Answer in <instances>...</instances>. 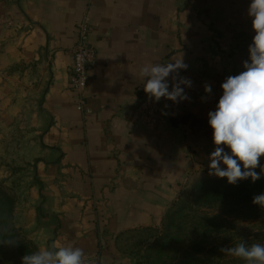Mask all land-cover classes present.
<instances>
[{"label":"crops","instance_id":"crops-1","mask_svg":"<svg viewBox=\"0 0 264 264\" xmlns=\"http://www.w3.org/2000/svg\"><path fill=\"white\" fill-rule=\"evenodd\" d=\"M249 3L0 1V180L15 190V221L38 250L73 246L85 264H131L119 235L159 225L183 185L208 168V113L225 78L244 71L241 41L255 34ZM85 16L97 65L79 111L70 76ZM12 18L16 27L5 26ZM182 56L190 100L161 98L167 124L155 131L131 123L141 66Z\"/></svg>","mask_w":264,"mask_h":264},{"label":"clouds","instance_id":"clouds-1","mask_svg":"<svg viewBox=\"0 0 264 264\" xmlns=\"http://www.w3.org/2000/svg\"><path fill=\"white\" fill-rule=\"evenodd\" d=\"M247 15L255 34L248 46L249 57L242 62L244 71L225 78L216 108L208 113L215 145L209 156V175L226 178L231 185L249 178L255 183L264 175V165L260 163V158L264 157V0H250ZM187 68L183 56L166 64L142 65L139 71L149 100L159 102L166 98L177 103L190 100L185 88H191L193 82L179 75ZM169 77L174 80L171 90ZM204 92L212 93L209 83L204 84ZM252 203L264 209V192L254 195ZM6 243L15 246L11 241ZM53 247L55 251L42 248L23 255L21 264H85L82 248L59 244ZM219 250L243 259L246 264H264V244L249 246L241 241Z\"/></svg>","mask_w":264,"mask_h":264},{"label":"rangeland","instance_id":"rangeland-1","mask_svg":"<svg viewBox=\"0 0 264 264\" xmlns=\"http://www.w3.org/2000/svg\"><path fill=\"white\" fill-rule=\"evenodd\" d=\"M251 38L241 41V50L248 59ZM260 163L264 165V157ZM256 171L259 173L260 168ZM264 178V175H262ZM205 179H224L209 175L205 168L187 181L180 195L170 206L159 225L127 231L117 238L116 247L131 264H246L243 259L220 252L224 246L232 247L241 241L247 245L264 244V209L252 203L255 193L235 195L204 194L197 201L194 185ZM15 207L16 192L0 180ZM15 235L0 237V264H21V257L38 251L29 235L17 225ZM7 238V239H6ZM11 241L15 246L8 245ZM196 262H183L189 256Z\"/></svg>","mask_w":264,"mask_h":264},{"label":"built area","instance_id":"built-area-1","mask_svg":"<svg viewBox=\"0 0 264 264\" xmlns=\"http://www.w3.org/2000/svg\"><path fill=\"white\" fill-rule=\"evenodd\" d=\"M5 26L14 28L16 22L13 18L9 19ZM90 32V21L88 16H85L78 24L70 76V88L75 93L76 108L79 111L86 110L85 91L97 65V51L91 43ZM130 122L147 131H155L165 126L167 117L161 99L159 102L149 100L142 89L140 98L130 113ZM93 264H100L98 257L94 258Z\"/></svg>","mask_w":264,"mask_h":264},{"label":"trees","instance_id":"trees-1","mask_svg":"<svg viewBox=\"0 0 264 264\" xmlns=\"http://www.w3.org/2000/svg\"><path fill=\"white\" fill-rule=\"evenodd\" d=\"M255 193L264 192V178L257 180L255 183L251 181V178L247 180H241L236 185H231L227 182V179H205L199 184L194 185L193 196L195 201L198 200L204 194H218V195H235L237 193ZM14 209L15 207L10 202L8 195L0 189V237L3 234H8V237L15 235L17 228L14 225ZM166 215V214H165ZM3 233V234H2ZM7 239V238H6ZM13 247V245H12ZM196 262L197 257L191 255L187 258H183L185 262Z\"/></svg>","mask_w":264,"mask_h":264}]
</instances>
